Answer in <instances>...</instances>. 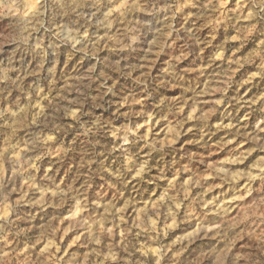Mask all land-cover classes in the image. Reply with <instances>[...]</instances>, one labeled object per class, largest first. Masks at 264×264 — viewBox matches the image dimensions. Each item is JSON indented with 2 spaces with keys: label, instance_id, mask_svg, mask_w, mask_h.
Here are the masks:
<instances>
[{
  "label": "clouds",
  "instance_id": "1",
  "mask_svg": "<svg viewBox=\"0 0 264 264\" xmlns=\"http://www.w3.org/2000/svg\"><path fill=\"white\" fill-rule=\"evenodd\" d=\"M0 264H264V0H0Z\"/></svg>",
  "mask_w": 264,
  "mask_h": 264
}]
</instances>
